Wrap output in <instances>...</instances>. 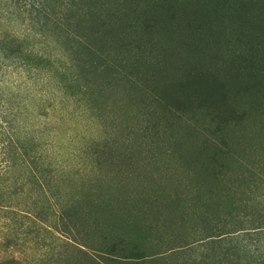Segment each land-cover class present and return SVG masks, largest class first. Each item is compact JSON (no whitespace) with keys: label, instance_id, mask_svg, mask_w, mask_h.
<instances>
[{"label":"trees","instance_id":"obj_1","mask_svg":"<svg viewBox=\"0 0 264 264\" xmlns=\"http://www.w3.org/2000/svg\"><path fill=\"white\" fill-rule=\"evenodd\" d=\"M10 1L2 18L30 34L0 38V71L27 75L0 76V264H264V0ZM38 84L98 127L80 182L32 130ZM125 99L146 103L141 140L169 194L97 185V172L138 174L102 122L133 118Z\"/></svg>","mask_w":264,"mask_h":264},{"label":"rangeland","instance_id":"obj_2","mask_svg":"<svg viewBox=\"0 0 264 264\" xmlns=\"http://www.w3.org/2000/svg\"><path fill=\"white\" fill-rule=\"evenodd\" d=\"M9 5L10 8L7 12L13 13L14 9L12 0ZM1 13L2 12L0 10V38L9 37L17 40H23L24 38H27V35L29 36V30H26L25 25H22L21 27L13 23H8L7 20L9 19V15L2 18ZM0 76L12 85H15V83L19 84L20 82L26 83L27 81L26 72L18 68L16 69L13 66L3 68L0 71ZM29 84L32 85L30 81ZM47 89L48 87L38 84L37 91L46 90L47 94L43 95L44 93H42V95H39L38 93V96L31 102L33 104L31 107L29 121H34L32 130L34 133L39 130L42 131V134L40 135V139L42 141H55L56 146L53 148L47 147L46 153H58L62 155L63 159L69 160L66 161L67 164H64L63 169L60 170L63 174L67 171L72 172L73 170L75 171V169L79 170L83 168V170H80V180H78V182H80L85 179L86 176L89 177L92 174L90 168H87V166L82 167V160L80 158L78 159V155L88 141H94V139H97L99 135L98 127H96V130L98 131H96L95 124L88 119L86 114L81 113L77 104L73 101L65 103L64 106L59 104L57 99H53L54 102L48 101L47 99L49 98L50 93H48ZM119 97H121L122 100L124 99L121 94ZM125 100L126 106H124L125 101L119 105L123 106L125 110H130L133 114V118H130V120L126 121L124 124L120 120L116 121L114 124V121L112 122L110 118H106L105 120H102V122L107 127H111V125H113V127L115 126V139L118 144L126 142L128 145L132 146L128 149V154L133 156V158L135 157L136 160H139L135 162V168L137 169L138 174H129L128 176L123 175V173L121 175L120 173L116 174L115 172H110L108 174L106 172H97L99 180H102L100 183H97V185L101 184V186L105 188L106 181L110 180L115 186H118L119 184L122 186V184H124V189L131 191L142 183V185H145L146 187V191L144 190L143 192L148 191L147 193L149 194L154 192L159 195L160 192L165 191V193L169 194L172 189L171 184L168 182L169 177H167V174L164 172V175L161 174V178L158 177V174H160L159 166L161 168V164L159 162L160 156L157 149L151 148V150H146V144H149L150 142L149 140H145L144 142L141 140V128H143L147 123H143L144 118L140 117V113L145 111V107H147L146 103L145 101L140 103L134 101L133 103L128 104V100ZM40 107L44 108L45 116L37 115ZM124 126H126L129 130L134 131V134H130L129 136L127 135V139H124L126 136ZM166 141H168V138H166ZM59 146H61V149H57ZM145 152L147 154L143 155ZM95 188H98V186ZM20 202L22 203L23 199H20ZM117 207L118 206H115V208ZM117 216L119 217L120 214L117 213ZM101 220L105 221L104 218H101ZM86 233H94V235H96L95 246L103 243L102 238L99 239L96 232H93L92 228L87 227ZM105 239L111 245H115V249H119L120 246L118 241H120V238L118 233H111L109 231ZM27 255L29 258L30 253H27Z\"/></svg>","mask_w":264,"mask_h":264}]
</instances>
